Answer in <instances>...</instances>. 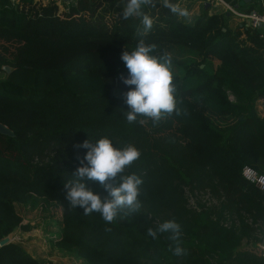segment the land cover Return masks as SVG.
<instances>
[{"label": "trees", "instance_id": "16d2710c", "mask_svg": "<svg viewBox=\"0 0 264 264\" xmlns=\"http://www.w3.org/2000/svg\"><path fill=\"white\" fill-rule=\"evenodd\" d=\"M144 11L154 25L140 37V19H121L119 0H0V123L13 133L12 144L0 133V240L25 227L16 205L36 198L62 208L55 245L87 264H264L255 248L264 193L241 174L264 175V39L220 12L184 22L159 4ZM140 39L158 46L154 55L184 52L174 76L181 115L158 125L124 116L121 54ZM105 137L141 152L125 174L144 181L141 211L107 225L71 208L64 188L88 151L77 146ZM173 219L184 257L170 251L169 234L146 235ZM0 264L46 263L8 242Z\"/></svg>", "mask_w": 264, "mask_h": 264}, {"label": "clouds", "instance_id": "9594fccd", "mask_svg": "<svg viewBox=\"0 0 264 264\" xmlns=\"http://www.w3.org/2000/svg\"><path fill=\"white\" fill-rule=\"evenodd\" d=\"M158 4L178 18L190 17L187 8L173 3V0H119V15L125 21L139 18L142 30L137 29V33L144 37L154 25L153 18L144 9L155 8ZM157 48L156 44H146L144 39H140L134 49L124 50L121 54L128 75L120 79L130 89L123 94L128 107L124 113L128 125L145 123L147 120L158 125L173 113L181 115L177 107L172 56L166 51L154 55ZM77 147L88 151L83 158L77 157L81 166L64 183L68 205L73 209H83L85 216L98 213L106 225L140 212L143 207L140 196L144 181L135 173L125 172L140 159L141 152L131 144L122 148L114 147L113 142L106 137L94 144L86 140ZM91 183L98 184L107 195L102 197L94 193L89 186ZM105 231L111 232L112 228L107 227ZM164 233L169 234L167 238L172 242L170 251L174 256L184 257L188 254L182 246V227L174 219L159 224L155 229L149 227L146 235L155 241L158 234Z\"/></svg>", "mask_w": 264, "mask_h": 264}, {"label": "rangeland", "instance_id": "374dc122", "mask_svg": "<svg viewBox=\"0 0 264 264\" xmlns=\"http://www.w3.org/2000/svg\"><path fill=\"white\" fill-rule=\"evenodd\" d=\"M13 1L10 0V2ZM183 55L184 52L179 47H174L171 51L174 76H181L182 74L180 62L184 57ZM109 58L115 60V56ZM3 77L4 74L0 73V79ZM5 135L8 136V139L3 140V143L12 144L13 133L10 131L9 134ZM200 198L203 202H208L206 196L201 195ZM192 200L189 197L191 206ZM193 202L195 201L193 200ZM16 211L25 227L18 228L14 234H10L9 242L20 244L29 254L38 260H43L46 264H87L74 249L67 250L55 245V238L59 234L57 228L62 217V208L59 205L35 198L24 205H16ZM259 243L255 247L256 250H259Z\"/></svg>", "mask_w": 264, "mask_h": 264}, {"label": "crops", "instance_id": "0c3cea01", "mask_svg": "<svg viewBox=\"0 0 264 264\" xmlns=\"http://www.w3.org/2000/svg\"><path fill=\"white\" fill-rule=\"evenodd\" d=\"M15 1L16 0H14L13 2ZM225 1L228 2L230 5H232L233 8L243 13H248L251 11H260L263 9L262 5L264 4V0H252L249 3L243 2V0H225ZM176 3H179L181 7L187 8V10L190 13L189 18H180L184 22H189L194 16L200 14L202 10L207 9L208 13H213V12L223 13L226 19V23L229 27L234 28L240 23H244V24L246 23V19L238 18L236 15L230 13L229 11L224 10L222 6L210 5V3L207 0H177ZM206 4H209L208 7H205ZM58 5L60 6V2H58ZM259 31L264 33V29L261 27H259ZM261 103H258V109H261L262 107Z\"/></svg>", "mask_w": 264, "mask_h": 264}, {"label": "built area", "instance_id": "2783aa9c", "mask_svg": "<svg viewBox=\"0 0 264 264\" xmlns=\"http://www.w3.org/2000/svg\"><path fill=\"white\" fill-rule=\"evenodd\" d=\"M47 1V0H46ZM210 5L214 6H222L224 10L229 11L230 13L236 15L240 19H246L245 26L249 29H252L258 33L260 37L264 39V33L259 31L258 24L264 25V4L263 9L260 11H251L248 13H243L238 11L237 9L233 8L225 0H207ZM242 177L248 181L249 183L253 184L256 188H258L261 192L264 193V175L258 173L256 170L250 167H243L241 170ZM259 254L262 258H264V227H263V235L261 238V242L259 244Z\"/></svg>", "mask_w": 264, "mask_h": 264}, {"label": "water", "instance_id": "95a60500", "mask_svg": "<svg viewBox=\"0 0 264 264\" xmlns=\"http://www.w3.org/2000/svg\"><path fill=\"white\" fill-rule=\"evenodd\" d=\"M251 1H252V0H243V2H246V3H249V2H251ZM208 5H209V4H206L205 7H208ZM258 26L264 29V25H262V24H258ZM3 69H4L5 71H7V72L9 71V68H7V67H4ZM0 133H2V134H9L10 131L6 128L5 125H3V124L0 123ZM8 242H9V238H8V237H5V238H3L2 240H0V246H2V245H4V244H7Z\"/></svg>", "mask_w": 264, "mask_h": 264}]
</instances>
